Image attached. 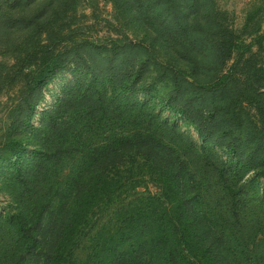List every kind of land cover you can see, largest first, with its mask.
I'll return each mask as SVG.
<instances>
[{
  "label": "rangeland",
  "instance_id": "rangeland-1",
  "mask_svg": "<svg viewBox=\"0 0 264 264\" xmlns=\"http://www.w3.org/2000/svg\"><path fill=\"white\" fill-rule=\"evenodd\" d=\"M6 1L11 7L6 8V24L0 26V212L9 215L14 211L13 195L5 182L12 169L35 160L36 129L78 78L92 70L115 83H131L139 77L136 87L150 85L147 92L137 88L115 97L112 104L119 110L135 100L146 103L170 129L176 128L207 155L227 165L240 164L243 153L250 155L253 164L239 185H244L247 207L264 210V0H183V19L192 29L180 34L172 25L168 36L173 41H193L192 33L200 27L208 40L213 26L218 57L224 58L217 70H211L206 57L209 51L200 50L197 60L203 64V74L195 73L181 58L183 48L174 43L162 46L163 40H157L152 11L146 10L155 0ZM158 8L162 12L164 7L158 4ZM159 17L158 21H166L165 16ZM158 21L153 24L159 25ZM116 42L134 47L124 50L116 47ZM143 47L151 48L154 54ZM58 54L64 56V67L39 88L33 83V72L43 60ZM177 78L183 85L180 91ZM197 79L206 81L209 88L192 85ZM174 106L189 107L195 122L188 121ZM237 113L240 126L234 119ZM201 122L206 123L212 137L201 136L196 128ZM152 127L148 135H167V140L174 135ZM225 130L228 134L223 133ZM238 133L248 138L240 157L227 149ZM16 142L20 146L14 156L11 147ZM168 158L167 152L150 154L149 148L115 151L108 157L107 171L119 183L118 189L111 203L105 201L94 209L71 249L68 263L88 257L94 249V235L102 229H117L127 216L125 208L144 204L153 210L169 202L167 176L171 175V165H176Z\"/></svg>",
  "mask_w": 264,
  "mask_h": 264
},
{
  "label": "trees",
  "instance_id": "trees-1",
  "mask_svg": "<svg viewBox=\"0 0 264 264\" xmlns=\"http://www.w3.org/2000/svg\"><path fill=\"white\" fill-rule=\"evenodd\" d=\"M183 2L155 0L146 7L152 11L153 23L161 18L159 15L168 21H158L159 25L151 22L156 38L163 40L162 46L174 43L183 48L179 51L181 58L198 74L204 72L198 53L209 51L206 57L211 70H217L218 62L224 58L218 57L213 26L210 32L205 29L211 35L208 40L200 27L192 33L193 41H173L168 36L172 25L180 34L190 27L183 19ZM7 4L0 0L1 27L8 19L6 8L11 4ZM158 4L164 7L162 12L157 9ZM116 47L126 50L134 45L116 42ZM143 48L154 54L151 48ZM63 57L58 54L43 60L33 72V83L39 88L45 85L64 67ZM139 80L136 77L131 83H115L92 70L78 78L49 111L35 131V160L12 169L5 182L15 208L9 215L0 212V264H264V210L248 208L244 185H239L254 161L250 155H239L248 138L241 133L232 136L227 149L242 159L238 165H227L207 155L176 128L170 129L146 103L135 100L121 110L116 108L112 104L115 97L137 88L145 92L151 89L150 85L136 87ZM197 80L191 84L209 88L206 81ZM179 82L177 78L178 91L183 89ZM174 108L195 122V113L189 107ZM234 117L240 126L239 113ZM152 125L157 132L170 130L174 134L171 140L166 139L167 135H148ZM196 128L203 138L213 136L205 122L197 123ZM19 146L16 142L11 147L14 156ZM148 148L150 154L167 152L169 162L176 165H171V175L167 176L169 202L153 210L144 208V204L125 208L127 216L117 229H102L94 235V249L88 257L68 263L71 249L89 224L94 209L105 201L111 203L113 192L118 189L119 183L107 171L108 157L115 151Z\"/></svg>",
  "mask_w": 264,
  "mask_h": 264
}]
</instances>
